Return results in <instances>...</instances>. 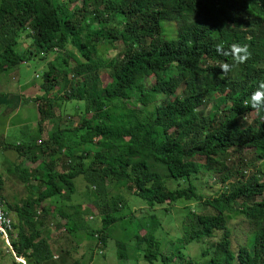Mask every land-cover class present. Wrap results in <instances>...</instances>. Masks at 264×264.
<instances>
[{"label":"trees","instance_id":"16d2710c","mask_svg":"<svg viewBox=\"0 0 264 264\" xmlns=\"http://www.w3.org/2000/svg\"><path fill=\"white\" fill-rule=\"evenodd\" d=\"M63 3L0 0V73L25 63V55L33 54L16 50L21 33L36 46L35 54L56 55L70 43L79 55L76 58L66 52L59 57L63 69L68 57L74 64L64 79L71 83L62 97L56 98L83 102L85 130L64 126L42 142L40 149L45 148L48 158L64 149L66 161L65 168L57 171L58 157L49 159L38 198L59 196L62 188L56 181L73 193L72 179L79 174L94 187L97 198L105 179L116 175L129 184L133 195L153 207L200 200L202 196L191 181L197 172H217L223 182L239 173V178L229 181L216 196L204 199L209 212L193 215L187 209L194 224L183 241L210 237L218 230L221 239L210 252L209 248L204 252L209 253L207 264H232L234 258L238 264H264V198L254 200L264 193V167L255 164L257 158L264 160V110L257 113L245 107L259 82L264 81V0H81L80 5L71 7L70 18L60 14ZM92 23L96 27L88 30ZM103 42L121 45L107 61L99 60L96 54V46ZM221 43L225 49L233 43L247 44L250 59L235 65L232 56L217 54L215 46ZM224 63L232 65V70L221 78L218 65ZM100 68L108 70L105 82L98 73ZM53 71L54 66L48 63L45 87L39 96L42 102L55 99L49 85ZM170 94H175L172 99L163 98ZM215 94L219 99H213ZM159 96L163 99L147 113V105ZM124 103L146 115L139 118L133 109L126 117L110 112ZM206 103L211 105L204 110ZM200 106L205 113L196 112ZM37 111L43 114L38 104ZM251 111L255 116L249 119ZM76 138L97 147L86 167L82 162L78 168L70 166L78 146L69 142ZM35 140L36 136L13 145L20 158ZM242 150L251 151L254 157H240L235 167L230 156ZM81 153L87 154L85 150ZM196 156L204 162H198ZM249 168L255 172L245 177L243 171ZM168 179L185 185L169 188ZM99 207L103 223L113 222L111 212L118 209L116 204L106 202ZM72 209L76 213L78 206ZM234 211L243 214L254 231L251 243L240 246L236 256L229 248L226 226L227 213ZM25 214V209H17L25 228L18 227L17 239L11 240L12 250L26 259L25 264H45L50 257L48 242L32 217L25 218ZM134 235L135 244L153 264L158 253L153 234L144 229L143 234ZM96 237L103 243L104 236ZM116 244L118 258H125L124 243Z\"/></svg>","mask_w":264,"mask_h":264},{"label":"rangeland","instance_id":"374dc122","mask_svg":"<svg viewBox=\"0 0 264 264\" xmlns=\"http://www.w3.org/2000/svg\"><path fill=\"white\" fill-rule=\"evenodd\" d=\"M74 4L80 5L81 0L70 2L64 0V3L60 6V14L65 18H70L72 16L71 7ZM95 27V23H92L87 29L92 30ZM17 41L18 44L15 46L16 50H22L24 54H27L25 51L30 50L33 54L29 56L25 55V63L22 61L17 65L11 66L10 70L8 69L6 71L8 72L7 75L12 76L13 79L17 75L19 76L17 81L10 79V84L13 82L23 84L25 80L33 81V84L37 85L36 94L38 93L34 97L41 96L42 90L45 87L44 71L47 70L49 63L54 66V71L51 75L53 78L50 79L49 85H52L50 91L53 96L51 97L55 99L51 100L47 98L46 102H42L40 97V100L32 97V103H29L27 106H22V108L27 109L28 121H32L33 115L37 114L35 108L37 104L43 110V115L39 113V140L36 141V139L34 146H31L33 148H30L25 154V156L29 155L30 159L24 157L19 159L17 155L16 164L19 170L12 171V166L9 163L2 162L0 154V191L3 197L5 196L4 200L7 198L11 203V206L7 203L8 208L10 209L16 206L17 209H25V218L32 217L35 226L42 228L44 235L54 242L52 245L54 252L61 254L60 257L64 259L65 264H149L143 256L142 249L135 244L133 238L134 233L143 234L144 229L151 231L154 240L158 243V253L152 260L153 264H207L209 253L204 252L208 248L210 252L211 246L221 239V231L214 230L210 237L194 239L190 242H186L185 239L183 241V238L186 235V231L190 230V226L194 224L193 215L209 212V208L205 205L204 199L216 196L221 189L228 185L227 183L229 181H232L233 178H239V173H235L234 177H230L228 181L223 182L217 172H197L191 176V181L196 186V191L202 196L200 200H181L168 205L156 204L153 207H148L133 195L129 184L116 175L105 179L103 192H100L97 198L93 196L94 187L85 182L83 174H79L72 179L73 193L69 194L67 188L60 181H56L63 189L62 194L60 193L59 196L41 200L38 198L43 190L42 185L46 177V165L49 159L58 157L55 166L57 171L65 168L66 161L63 156L64 149L59 150L58 153L48 158L45 148L40 149L42 142L48 139L53 131L64 126L73 127L77 125L81 129L79 132L85 130V127L82 125L83 117H85L83 102L81 100H67L65 98L59 100L56 98L58 95L62 97V92L67 90V84L69 85L71 83H65L64 79L70 76V68L74 64L73 58L68 57L67 67L63 69V64H61L59 57L66 56V52L72 53L76 58L79 55L70 43L66 44L64 51H60L59 54L55 55L53 52H49L44 55L41 53L35 54L36 46L27 39L24 33L19 35ZM120 48L121 45L119 42L111 45L103 42L96 46V54L99 60L107 61L113 55L115 56L120 51ZM98 73L103 82L108 79V70L100 68ZM149 80L152 82L153 78L150 77ZM58 88L60 89L59 92H57ZM174 95L170 94L163 98L170 100ZM163 98L159 96L154 103L147 105V113L158 104L159 99ZM213 99H219V95L215 94ZM210 105L211 103H206L204 110L209 108ZM131 109L136 110L139 118H143L146 115L137 110V107L133 108L129 103H124L123 107L117 106L116 108H112L110 112L114 115L126 117ZM202 110V106L196 108V112L199 114L202 113ZM204 110L203 113H205ZM254 116L255 111H251L248 115L249 119ZM8 136L7 141L10 140L15 143L16 137L13 135ZM25 142L24 139H21V143ZM69 144L78 146L75 151L77 154L74 159H71L70 166L78 168L81 166L80 162H82L83 167H86V164L93 161L94 158L91 152L97 150L95 145H85L80 143L77 138L71 140ZM84 150L87 154H79L80 151ZM240 157L248 158L254 157V155L248 150H242L240 153L232 154L230 159L233 161L235 167V161L240 159ZM195 159L200 163L204 162L202 157L196 156ZM255 164H260L262 168L264 167V160L257 158L255 159ZM243 172L244 176L247 177L251 173H254L255 169L249 168ZM183 185H185L183 181L176 182L168 179L167 182L169 188ZM261 198H264V193L256 195L254 200L258 201ZM43 202L52 203L53 207L48 208L49 206H47L48 209H44L41 204ZM106 202L107 204L114 202L116 209L118 208L116 211L111 212L114 221L107 225L102 221L104 214L100 212L99 207ZM60 203H63L66 207L64 205L60 207ZM73 206H78L76 213H73ZM187 209L191 211L192 216L187 215ZM226 216V226L229 230V248L236 256L240 246H248L251 243L254 233L253 225L243 214L237 211L228 212ZM22 228L24 229L25 226H20V230ZM96 234L104 236L103 243L96 237ZM12 235L13 232L11 233ZM12 239H17V232ZM118 241L123 242L125 245V258H118L117 256L116 242ZM13 253L14 251L7 248L0 239V257L6 259L3 260V264H9L7 260L12 258L13 262L22 264L14 259ZM232 264H238L236 258L232 260Z\"/></svg>","mask_w":264,"mask_h":264},{"label":"crops","instance_id":"0c3cea01","mask_svg":"<svg viewBox=\"0 0 264 264\" xmlns=\"http://www.w3.org/2000/svg\"><path fill=\"white\" fill-rule=\"evenodd\" d=\"M10 70V69H9ZM8 70H5L2 74H0V154H1V160L2 162L9 163L10 166H12V171H15L18 169L16 164V156L17 151L14 149L13 145H17L18 142L21 143V139L31 141L34 136H36V141H38V136L40 134V119H39V111H37V106H35L37 114L33 115V120L28 121L27 116V109L22 108L23 105L27 106L31 102V98L34 97V95H37V85L33 84V81H27L25 80L23 84H19L18 82H13L10 84L9 80H16L19 78L15 77L13 79L12 76L7 75ZM34 93H33V92ZM27 99V100H25ZM43 115V114H41ZM15 118V119H14ZM29 122V123H27ZM33 122V124H31ZM13 135L16 137L15 143L8 140L9 136ZM31 146H34L32 142H30L28 146V150L30 148H33ZM28 152V151H27ZM19 159H22L18 156ZM24 158H29V155H26ZM14 163V164H13ZM13 164V165H12ZM17 167V168H16ZM19 170V169H18ZM23 170V169H22ZM25 171V170H24ZM63 190V189H62ZM40 191V190H39ZM1 192V191H0ZM63 191H61V194ZM3 195V194H2ZM5 197V196H4ZM6 207L12 216L16 226L13 229V235H10V241L13 240L12 238L15 236L18 227L23 226L20 225L19 218L17 216V207L13 206L12 208H8L7 203L11 206V203L9 199L5 198ZM61 202V201H60ZM44 207V209L52 208L53 204L49 202H43L41 203ZM60 207H62L64 204L60 203ZM47 206H49L47 208ZM64 207H66L64 205ZM43 209V210H44ZM39 230H41L42 235H44L43 230L40 226L37 227ZM45 239L48 242L49 245V255L50 257L46 259L45 264H65V261L63 258L60 257L61 254L54 252L53 244L54 242L47 238L44 235ZM11 257H13L11 255ZM18 257V256H17ZM19 259L22 264H25L26 259L19 256ZM3 257H0V264H3ZM9 261V264H19L18 262H13V258Z\"/></svg>","mask_w":264,"mask_h":264},{"label":"clouds","instance_id":"9594fccd","mask_svg":"<svg viewBox=\"0 0 264 264\" xmlns=\"http://www.w3.org/2000/svg\"><path fill=\"white\" fill-rule=\"evenodd\" d=\"M215 50L219 55L232 56L235 65L245 64L251 57V52L247 44L233 43L228 49H225L221 43L215 46ZM218 67L221 69V78L232 70V65L228 63L218 65ZM245 107H250L257 113L264 110V81L259 82L257 89L251 94L250 100Z\"/></svg>","mask_w":264,"mask_h":264},{"label":"built area","instance_id":"2783aa9c","mask_svg":"<svg viewBox=\"0 0 264 264\" xmlns=\"http://www.w3.org/2000/svg\"><path fill=\"white\" fill-rule=\"evenodd\" d=\"M16 226L12 216L10 215L4 197L0 192V239L3 241L5 246L11 251L10 245V235L13 232L14 227ZM14 259L20 261L13 253Z\"/></svg>","mask_w":264,"mask_h":264}]
</instances>
